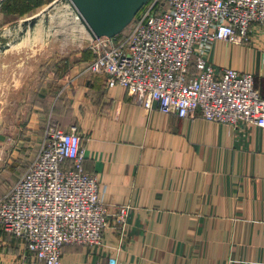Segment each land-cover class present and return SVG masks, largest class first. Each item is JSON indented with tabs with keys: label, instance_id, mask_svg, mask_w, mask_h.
I'll use <instances>...</instances> for the list:
<instances>
[{
	"label": "crops",
	"instance_id": "crops-1",
	"mask_svg": "<svg viewBox=\"0 0 264 264\" xmlns=\"http://www.w3.org/2000/svg\"><path fill=\"white\" fill-rule=\"evenodd\" d=\"M50 1L4 0L0 27ZM74 40L48 44L20 66V56L5 71L0 66L1 129L12 115V146L0 139V197L48 122L75 126L108 213L102 241L63 244L61 264H264V127L146 110L124 85H108L103 71L87 68L94 53L84 28ZM208 59L218 71H251L264 96L257 24L243 42L215 38ZM118 204L129 205L123 227ZM29 260L25 243L0 228V264Z\"/></svg>",
	"mask_w": 264,
	"mask_h": 264
},
{
	"label": "built area",
	"instance_id": "built-area-1",
	"mask_svg": "<svg viewBox=\"0 0 264 264\" xmlns=\"http://www.w3.org/2000/svg\"><path fill=\"white\" fill-rule=\"evenodd\" d=\"M146 2L123 35L88 34L94 57L87 68L103 71L108 85H124L146 110L264 127V96L253 73L231 66L218 71L208 59L215 38L243 42L253 24L264 30V0ZM83 159L75 126L48 122L25 170L0 197V228L25 243L29 264H61L63 244L102 241L103 186ZM128 206H116L121 227Z\"/></svg>",
	"mask_w": 264,
	"mask_h": 264
},
{
	"label": "water",
	"instance_id": "water-1",
	"mask_svg": "<svg viewBox=\"0 0 264 264\" xmlns=\"http://www.w3.org/2000/svg\"><path fill=\"white\" fill-rule=\"evenodd\" d=\"M146 1L52 0L40 10L0 27L1 69L5 71L13 64L14 56L21 58L16 66L28 62L49 43L61 20L78 22L93 38L111 36L121 31ZM1 77L3 80L4 74ZM4 93L0 87V97Z\"/></svg>",
	"mask_w": 264,
	"mask_h": 264
},
{
	"label": "rangeland",
	"instance_id": "rangeland-1",
	"mask_svg": "<svg viewBox=\"0 0 264 264\" xmlns=\"http://www.w3.org/2000/svg\"><path fill=\"white\" fill-rule=\"evenodd\" d=\"M79 28V29H78ZM82 29V25L79 24L76 21L71 20H61L58 23V27L53 33L54 39L51 40V43H48L54 46H59V43H62V46H71L74 45V34L78 33V30ZM120 33H116L113 35L114 37H117ZM66 39V40H64ZM50 42V41H49ZM48 44H46L43 48H45ZM42 48V49H43ZM41 49V50H42ZM0 139L6 140L7 143H5L7 146H12V115H10L9 119L6 120V123L4 124V128H0ZM27 161V158H24L22 162L25 165Z\"/></svg>",
	"mask_w": 264,
	"mask_h": 264
},
{
	"label": "trees",
	"instance_id": "trees-1",
	"mask_svg": "<svg viewBox=\"0 0 264 264\" xmlns=\"http://www.w3.org/2000/svg\"><path fill=\"white\" fill-rule=\"evenodd\" d=\"M163 1H165V0H160V5H161V6H163ZM146 3H147V2H145V3L140 7V9L137 11L136 15H138V14L143 10V8L145 7ZM126 30H127V27L125 26L121 31L118 32V33H120V34L118 35V37L121 36V35H123V34L126 32ZM188 70H189L190 73L195 72V66H194V61H193V60H191V62L189 63Z\"/></svg>",
	"mask_w": 264,
	"mask_h": 264
}]
</instances>
